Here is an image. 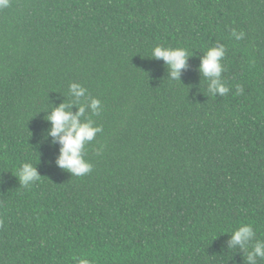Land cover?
<instances>
[{
    "label": "trees",
    "instance_id": "trees-1",
    "mask_svg": "<svg viewBox=\"0 0 264 264\" xmlns=\"http://www.w3.org/2000/svg\"><path fill=\"white\" fill-rule=\"evenodd\" d=\"M243 32L237 40L232 32ZM223 45L208 92L200 58ZM156 46L192 55L179 81ZM88 95L73 98L70 83ZM237 85L242 91L237 92ZM101 101L98 115L87 108ZM101 131L56 164L59 104ZM23 163L40 180L19 183ZM250 224L245 245L231 233ZM264 240V0H9L0 8V264H249ZM253 264H264L254 257Z\"/></svg>",
    "mask_w": 264,
    "mask_h": 264
},
{
    "label": "clouds",
    "instance_id": "clouds-1",
    "mask_svg": "<svg viewBox=\"0 0 264 264\" xmlns=\"http://www.w3.org/2000/svg\"><path fill=\"white\" fill-rule=\"evenodd\" d=\"M8 3L9 0H0V8L7 7ZM232 35L240 40L244 33H237L233 30ZM225 51L226 49L222 44L212 46L200 58L199 71L207 79L208 92L213 96L216 94L224 96L229 92V88L220 79L221 72L224 71L221 60L225 56ZM191 55L187 49L180 47L156 46L152 49V58L163 60L169 69V77L178 81L180 72L186 67V61ZM236 87L237 92L242 91L241 86L237 85ZM68 91L76 99L88 95L87 89L76 82L70 83ZM70 107V104L61 103L52 109L46 117L51 123L48 135L60 145L56 160L57 166L71 175L83 176L92 170V165L83 156L85 145L91 142L101 129L94 126L91 119L81 120L86 111L85 105L81 104L75 114L68 110ZM87 108L92 115H98L101 110V101L91 97ZM16 178L21 185L29 186L34 181L40 180L41 175L31 163H23L18 169ZM253 235V227L250 224H241L231 233L230 246H240L241 249H244ZM254 257L264 258V240H257L251 251L248 252L249 264H253ZM78 264H89V260L80 258Z\"/></svg>",
    "mask_w": 264,
    "mask_h": 264
}]
</instances>
